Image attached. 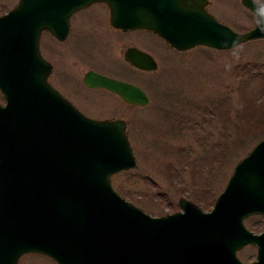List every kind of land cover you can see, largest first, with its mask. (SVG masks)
Segmentation results:
<instances>
[{"label":"water","instance_id":"water-1","mask_svg":"<svg viewBox=\"0 0 264 264\" xmlns=\"http://www.w3.org/2000/svg\"><path fill=\"white\" fill-rule=\"evenodd\" d=\"M95 2L108 4L113 26L152 30L178 51L264 39V5L255 0H240L255 18L245 32L219 22L209 0H18L0 15V264L27 253L56 264H243L237 252L247 245L257 249L250 264H264V227L244 224L264 217V137L210 211L181 197V210L151 216L113 188V174L136 167L125 121L76 111L48 83L38 48L42 31L64 38L71 15Z\"/></svg>","mask_w":264,"mask_h":264},{"label":"rangeland","instance_id":"rangeland-1","mask_svg":"<svg viewBox=\"0 0 264 264\" xmlns=\"http://www.w3.org/2000/svg\"><path fill=\"white\" fill-rule=\"evenodd\" d=\"M17 1L0 0V15ZM209 1L207 10L233 30L244 32L254 25L240 0ZM148 90L149 107L134 114L127 127L136 167L113 174V188L151 216L181 210V197L191 205L192 199L207 197L212 200L207 209L193 206L210 211L236 163L264 137V39L229 50L197 46L171 52ZM256 120L260 128L254 126ZM244 223L259 233L264 217ZM238 257L244 263L254 260V248L243 247ZM19 264L56 263L31 253Z\"/></svg>","mask_w":264,"mask_h":264},{"label":"flooded vegetation","instance_id":"flooded-vegetation-1","mask_svg":"<svg viewBox=\"0 0 264 264\" xmlns=\"http://www.w3.org/2000/svg\"><path fill=\"white\" fill-rule=\"evenodd\" d=\"M38 48L50 66L48 83L76 111L96 120L120 119L127 127L134 114L149 107L148 89L160 63L171 52L187 51L176 50L152 30L113 26L105 2L73 13L62 39L42 31ZM105 79L120 83L122 92L101 84ZM138 91L145 95L146 104H140L145 99L138 98ZM0 104H5L1 93ZM251 247L256 254V247Z\"/></svg>","mask_w":264,"mask_h":264},{"label":"trees","instance_id":"trees-1","mask_svg":"<svg viewBox=\"0 0 264 264\" xmlns=\"http://www.w3.org/2000/svg\"><path fill=\"white\" fill-rule=\"evenodd\" d=\"M260 120V119H259ZM259 120L257 121V123L255 124V121H251V124L253 125V124H255L254 126H257L258 125V127H259ZM260 128V127H259ZM261 131V130H260ZM212 202V200H208L207 199V197H205V200L203 201V202H201V200H195V199H192L191 200V203L193 204V205H197V206H200V207H202V208H204V209H207L208 207H209V205H210V203ZM255 230L257 231L258 230V228H255Z\"/></svg>","mask_w":264,"mask_h":264},{"label":"clouds","instance_id":"clouds-1","mask_svg":"<svg viewBox=\"0 0 264 264\" xmlns=\"http://www.w3.org/2000/svg\"><path fill=\"white\" fill-rule=\"evenodd\" d=\"M261 15H264V9L261 10Z\"/></svg>","mask_w":264,"mask_h":264}]
</instances>
